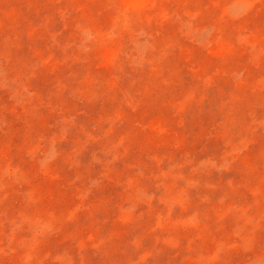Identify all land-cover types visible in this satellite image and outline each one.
I'll return each instance as SVG.
<instances>
[{
	"label": "rangeland",
	"instance_id": "rangeland-1",
	"mask_svg": "<svg viewBox=\"0 0 264 264\" xmlns=\"http://www.w3.org/2000/svg\"><path fill=\"white\" fill-rule=\"evenodd\" d=\"M0 264H264V0H0Z\"/></svg>",
	"mask_w": 264,
	"mask_h": 264
}]
</instances>
